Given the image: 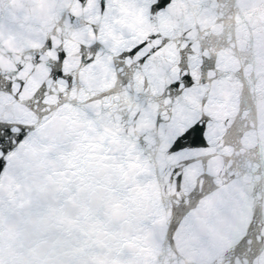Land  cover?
I'll return each mask as SVG.
<instances>
[{
	"label": "snow or ice",
	"instance_id": "snow-or-ice-1",
	"mask_svg": "<svg viewBox=\"0 0 264 264\" xmlns=\"http://www.w3.org/2000/svg\"><path fill=\"white\" fill-rule=\"evenodd\" d=\"M0 264H264V0H0Z\"/></svg>",
	"mask_w": 264,
	"mask_h": 264
}]
</instances>
